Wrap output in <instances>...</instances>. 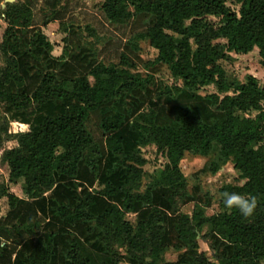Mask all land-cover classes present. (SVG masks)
Instances as JSON below:
<instances>
[{
    "label": "trees",
    "instance_id": "obj_1",
    "mask_svg": "<svg viewBox=\"0 0 264 264\" xmlns=\"http://www.w3.org/2000/svg\"><path fill=\"white\" fill-rule=\"evenodd\" d=\"M235 2L238 16L225 0H103L99 10L111 25L139 21L143 29L127 45L138 52V44L145 42L156 52L143 66L150 73H140L121 55L116 64L100 62L73 78L45 72L39 56L50 53L52 45L40 32L27 33L32 13L26 5L0 10L6 24L0 44V105L25 121L45 111L26 132L15 125L17 133L7 135L17 143L2 156L8 184L20 185L25 198L37 200L52 190L57 178L75 179L81 166L97 175L103 152L88 124L91 114L99 115L98 130L111 158L106 175L117 173L119 183L105 182L94 196L76 195L50 212L65 227L79 222L86 226L84 235L106 257L94 258L98 264H120L121 254L131 264H164L170 248L187 252L179 264H264V88L251 76L228 84L220 65L231 54L245 56L256 49L264 70V0ZM210 17L219 20L217 26L209 23ZM25 54L39 63L30 94L21 90L25 68L16 60ZM162 68L180 87L156 84L153 73ZM210 87L215 92L202 96ZM129 97L133 102L127 108ZM7 129L4 123L0 133ZM149 147L166 161L150 175L144 172L147 162L141 151ZM186 156L206 159L200 173L210 177L230 163L243 182L217 191L219 211L212 216L206 215L209 202H200L187 189L181 169ZM7 190L0 198L12 210L17 198ZM226 192L254 197L253 214L243 217L236 208L225 207ZM98 199H117L120 206L101 208ZM190 203L191 214H180ZM26 210L11 212L19 219L16 225L10 224L13 218L0 224V264H9L1 240L39 230ZM139 210L144 211L135 221L128 220V214ZM63 235L61 263L92 264L74 235ZM58 236L49 233L16 264H53ZM199 236L206 241L215 237L230 250L220 252L214 263L198 253Z\"/></svg>",
    "mask_w": 264,
    "mask_h": 264
},
{
    "label": "crops",
    "instance_id": "obj_2",
    "mask_svg": "<svg viewBox=\"0 0 264 264\" xmlns=\"http://www.w3.org/2000/svg\"><path fill=\"white\" fill-rule=\"evenodd\" d=\"M12 1L13 3L21 1V3L25 4L31 10L32 22L27 33L30 34L40 32L52 45L50 53L39 56L42 60V67H45V72L52 71L60 78L79 77L87 74L90 68L97 63L103 62L116 64L118 63L120 56L124 55L129 63L134 64L137 67L140 73H150L149 71L144 70L143 66L155 59L156 52L145 42H140L138 44V52H134L127 45L129 38L143 29L139 21L132 20L129 24L120 27L111 25L99 10L103 0H91V5L90 3L88 4L87 0ZM4 25L6 27L5 23ZM55 27L56 34L62 36L60 41L61 43L57 44H53L56 42H52L49 34L47 33V31L50 32L52 28L54 29ZM57 50L60 52L56 54ZM149 50L153 51L152 53L154 54H148ZM16 60L19 65L22 64L25 68V72L23 74L20 72V75L23 78V87L21 90L30 94L36 86V84H34L36 72L35 66L37 67L39 63L31 54L20 55L16 58ZM153 75L156 84L161 83L167 87H171L173 85L180 87V83L174 82L164 68H162L160 72L153 73ZM160 76H164L165 80L161 79ZM204 95L205 94H202V96ZM126 101L128 102V108L133 101L131 97H129ZM142 109L144 108H141V110ZM6 110L11 113L10 109ZM99 118V115L97 117L96 115L91 114L88 124L89 130L93 133L95 142L102 147L101 149L103 152L100 170L97 175L91 174L88 169L81 166L75 179L65 180L57 178L52 190L44 194L41 199L29 200L23 195L21 197L15 196L17 198V205L14 209L10 210V212H14L20 207L27 208L26 213L38 221L40 227L34 234H30L20 239L13 238L9 241L1 240L2 246L6 248V256L8 257L9 264L21 262L23 256L30 253L35 246L41 245L45 242L49 233L59 234L56 254L57 257L53 261V264H62V253L65 246L63 232L66 231L72 233L79 241L83 252L89 256L92 264H98V260L94 258H106L100 252L98 243L93 239H90L89 241L88 237L84 235V230L86 228L84 224L79 222L72 227H65L55 221L50 214L51 210L54 209L56 205L67 202L70 199H73L76 195L94 196L93 192L97 191L101 184L111 182L112 184L117 185L119 183L120 178L117 173L106 175V172L111 164V158L104 150V138L98 130ZM29 128L30 127L28 126V129ZM147 149L154 150V148L149 147L141 150L142 156L147 162L144 167V172H146L145 168L149 164L148 158L144 155V150ZM202 160H204L206 164L207 160ZM162 161V166H164L166 161L164 158H162ZM161 168L162 167L159 169ZM156 170L157 169L153 170L151 173H146L150 175ZM69 187L72 188L70 193L67 195V189H69ZM96 202L101 208L112 205L120 206V201L117 199H98ZM143 211L144 210H139L128 214V220L130 218V221H135ZM166 214L167 217H171L169 212H166ZM9 217L12 218V216ZM7 219L9 218H6L4 221H7ZM9 220L12 225H16L19 221V219H16L15 217ZM19 235L22 236V234ZM202 235L203 234H201V236ZM170 253L176 255L175 260L167 261L165 259L164 264H179L181 259L187 254L186 251L176 253L172 248H170L167 255ZM198 253H201L199 249ZM119 259L120 264H131L124 259L122 254Z\"/></svg>",
    "mask_w": 264,
    "mask_h": 264
},
{
    "label": "rangeland",
    "instance_id": "obj_3",
    "mask_svg": "<svg viewBox=\"0 0 264 264\" xmlns=\"http://www.w3.org/2000/svg\"><path fill=\"white\" fill-rule=\"evenodd\" d=\"M226 6L238 16L240 6L236 4L235 0H225ZM20 2V3H19ZM19 4L13 3L12 0H0V10L3 12L5 10L6 5H13V6H24L25 4L19 1ZM88 4H92L91 0H87ZM95 2V1H93ZM30 3V2H29ZM23 4V5H22ZM94 4V3H93ZM31 5V4H29ZM0 12V13H1ZM210 24L217 26L219 23L218 19L215 18H208ZM6 30L4 25V18L3 15H0V44L2 41L3 34ZM51 30V29H50ZM49 37L51 38L52 42H56L53 44L61 43V35L56 34V27L49 32ZM223 42H220L222 44ZM59 46V45H58ZM60 51L57 50L56 54ZM153 51L149 50L150 55H153ZM231 60L221 61L220 65L222 66L226 80L228 84L233 82H240L244 83L247 76H251L258 80L259 86L264 88V70L260 65V58L258 56V51L255 49L248 55L245 56H236L231 54ZM1 64L2 60L0 61ZM161 79L165 80V77L160 76ZM215 92V88H207L201 91L202 94H211ZM264 110V104L262 105ZM45 115L44 112H40L39 115L35 119L24 120L22 116L12 115L6 109L1 107L0 105V126L4 123H8V129L6 134L0 133V194H4V188H8L7 192L13 194L14 196L21 197L20 185L11 186L8 184V168L3 163V153L6 150H10L17 147L16 141L8 140L7 135L11 134L14 135L17 132V128L14 129L15 125L20 126V130L22 132H26L28 130V126L30 127L31 124H35L36 120H40ZM253 117V115L251 116ZM5 118V120L3 119ZM37 121V122H38ZM14 126V127H12ZM31 126V127H32ZM18 127V126H17ZM20 131V132H21ZM19 132V131H18ZM21 132V133H22ZM144 155L148 158V166L145 168L146 172L151 173L155 169H159L162 167V158L159 155H156L155 150L147 149L144 150ZM205 161L201 158L190 157L186 156L181 164V169L183 175L186 177L187 180V189L188 191L194 194V196L200 197V202L208 201V205L206 207V215L212 216L219 211L218 207V195L217 191L223 187L224 185H239L241 186L243 182L238 181V175L234 171L233 166L227 164L224 166L216 176L210 177L208 175H203L200 172L203 170ZM192 204H186L180 208L179 213L183 215H190L192 212ZM10 208L7 204V200L2 197L0 198V224L6 219L11 218ZM13 218V217H12ZM130 220V218H129ZM206 230H203L201 234H205ZM198 238V245L199 251L204 253L206 257L216 263V256L220 254L223 250L229 251L230 248L225 245V243L220 242L219 239L212 237L210 241H206L202 238ZM175 254H168L165 256L167 261H174Z\"/></svg>",
    "mask_w": 264,
    "mask_h": 264
},
{
    "label": "clouds",
    "instance_id": "obj_4",
    "mask_svg": "<svg viewBox=\"0 0 264 264\" xmlns=\"http://www.w3.org/2000/svg\"><path fill=\"white\" fill-rule=\"evenodd\" d=\"M223 203L227 208H236L243 217L251 216L256 208L254 197H245L238 193H224Z\"/></svg>",
    "mask_w": 264,
    "mask_h": 264
}]
</instances>
